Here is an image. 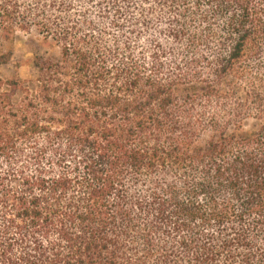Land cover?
Instances as JSON below:
<instances>
[{
  "label": "trees",
  "instance_id": "trees-1",
  "mask_svg": "<svg viewBox=\"0 0 264 264\" xmlns=\"http://www.w3.org/2000/svg\"><path fill=\"white\" fill-rule=\"evenodd\" d=\"M17 32L0 264H264V0H0V67Z\"/></svg>",
  "mask_w": 264,
  "mask_h": 264
},
{
  "label": "rangeland",
  "instance_id": "rangeland-1",
  "mask_svg": "<svg viewBox=\"0 0 264 264\" xmlns=\"http://www.w3.org/2000/svg\"><path fill=\"white\" fill-rule=\"evenodd\" d=\"M32 36L24 32H17L14 44L12 61L6 65L0 67V72L5 76L13 75L15 72V62H20L19 72L21 76L28 72H32L33 69L28 66L30 56L35 52L34 43L31 40ZM43 52V50H41ZM22 66V67H21Z\"/></svg>",
  "mask_w": 264,
  "mask_h": 264
}]
</instances>
